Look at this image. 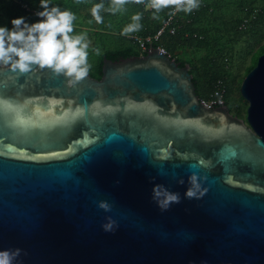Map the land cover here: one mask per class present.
I'll list each match as a JSON object with an SVG mask.
<instances>
[{
    "label": "water",
    "instance_id": "obj_1",
    "mask_svg": "<svg viewBox=\"0 0 264 264\" xmlns=\"http://www.w3.org/2000/svg\"><path fill=\"white\" fill-rule=\"evenodd\" d=\"M142 46L76 85L0 67V251L20 249L14 264H264V53L239 117L201 101L188 63ZM157 185L180 202L162 211Z\"/></svg>",
    "mask_w": 264,
    "mask_h": 264
},
{
    "label": "trees",
    "instance_id": "obj_2",
    "mask_svg": "<svg viewBox=\"0 0 264 264\" xmlns=\"http://www.w3.org/2000/svg\"><path fill=\"white\" fill-rule=\"evenodd\" d=\"M39 3L40 0H0V26L10 28L11 19L21 16L26 17L29 23L35 22L37 19L30 10H41ZM98 3L101 0H81L80 3L76 0H51V6H59L62 11L75 14L73 34H87L91 42L88 61L94 60L89 74L95 78L101 75L103 57L115 60L144 54L146 51L133 36H154L172 11L165 8L158 14L160 18L155 19L154 10L150 7L130 3L125 5L126 11L122 13L113 15L102 11L103 23L98 24L90 11ZM103 3L107 8L110 0H103ZM135 13H142V29L130 36L121 35ZM171 25L175 32L170 33L166 26L163 34L152 40L151 45L165 49L179 66L189 64L195 92L200 99L216 97L217 89L224 88V105L230 112L231 88L236 89L242 98L239 92L241 80L264 53V0H199V7L192 12H176ZM96 48L100 49V55L95 54ZM177 52L181 54L179 57ZM247 57L249 59L245 63ZM234 113L241 116L237 107Z\"/></svg>",
    "mask_w": 264,
    "mask_h": 264
},
{
    "label": "clouds",
    "instance_id": "obj_3",
    "mask_svg": "<svg viewBox=\"0 0 264 264\" xmlns=\"http://www.w3.org/2000/svg\"><path fill=\"white\" fill-rule=\"evenodd\" d=\"M81 0H76L80 3ZM130 3L145 4L153 9V18L159 19V13L165 8H170L169 15L176 12L190 13L199 7V0H110L109 6L105 8L103 0L94 4L91 8V16L96 23H103L102 11L113 15L126 11L125 5ZM39 8L35 15L39 17L35 22L29 23L26 17L11 19V27L0 26V67L6 68L12 73L25 74L36 65L40 69H51L55 75H63L67 83L76 85L89 75L91 64L88 61L90 40L86 33H74V21L76 16L71 11H62L59 6H51V0H40ZM142 13H135L131 17V23L126 25L121 35L130 36L132 33L142 29L140 23ZM91 23V21H90ZM96 55H100V49H94ZM187 159V156L184 157ZM200 164H204L201 158ZM183 183V181H180ZM190 187L186 197L199 199L204 193L197 191L200 185L197 177H190ZM162 186L153 188L154 199L162 211H165L173 203H179V194L161 191ZM196 189V190H194ZM206 191V190H204ZM101 208L108 210V205L101 202ZM105 231L113 230L111 223L103 225ZM20 249L0 251V264H14L20 255Z\"/></svg>",
    "mask_w": 264,
    "mask_h": 264
},
{
    "label": "built area",
    "instance_id": "obj_4",
    "mask_svg": "<svg viewBox=\"0 0 264 264\" xmlns=\"http://www.w3.org/2000/svg\"><path fill=\"white\" fill-rule=\"evenodd\" d=\"M24 7H25L27 10H30L26 5H24ZM30 11H31V13H33V14L35 15V13H36L38 10H36V9H31ZM175 14H176V13H175ZM35 17H36L37 20L39 19V17H37L36 15H35ZM173 20H174V15H171V16L169 15L167 21H166V22H165V23H164V24H163V25H162V26L156 31V33L154 34V36H147V37H145V38H140V37L133 36V39L139 44V46H140L143 50H145V46H142V44H143V43H152V40H156V39H158V37H160V36L163 34V32H164L166 26L169 27L168 30H169L170 33H174V32H175V28H174V26L171 25V23H172ZM157 48H160V49H161V52L166 53L165 49H163L162 47L157 46ZM224 94H225V90H224V88L217 89V91L215 92L216 97L210 98V99H208V100L201 99V101H202L205 105H208V104L212 103V101H213V102H216V100H218L219 103H221L222 101L224 102Z\"/></svg>",
    "mask_w": 264,
    "mask_h": 264
},
{
    "label": "rangeland",
    "instance_id": "obj_5",
    "mask_svg": "<svg viewBox=\"0 0 264 264\" xmlns=\"http://www.w3.org/2000/svg\"><path fill=\"white\" fill-rule=\"evenodd\" d=\"M181 54L179 52L176 53V56L179 57ZM94 57V56H92ZM249 57L246 58V62H248ZM90 64H94V60L91 59L90 60ZM242 81V80H241ZM246 101L243 100L242 98H240V96L238 95L236 89L231 88V94L228 100V107L231 109V111L234 112V109L237 107L239 109V111L241 113H245L246 110Z\"/></svg>",
    "mask_w": 264,
    "mask_h": 264
},
{
    "label": "flooded vegetation",
    "instance_id": "obj_6",
    "mask_svg": "<svg viewBox=\"0 0 264 264\" xmlns=\"http://www.w3.org/2000/svg\"><path fill=\"white\" fill-rule=\"evenodd\" d=\"M100 77H98L97 79H99ZM231 112V111H230ZM233 115H235L236 113H234V112H231ZM244 114L243 113H241V116H239V117H242ZM238 116V115H237Z\"/></svg>",
    "mask_w": 264,
    "mask_h": 264
}]
</instances>
